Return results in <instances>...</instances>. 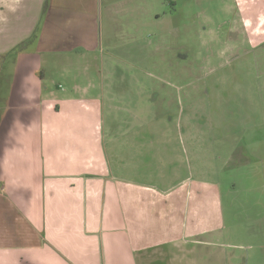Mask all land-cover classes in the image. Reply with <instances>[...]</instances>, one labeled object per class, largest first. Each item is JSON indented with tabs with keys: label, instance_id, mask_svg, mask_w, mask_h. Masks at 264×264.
I'll list each match as a JSON object with an SVG mask.
<instances>
[{
	"label": "rangeland",
	"instance_id": "obj_1",
	"mask_svg": "<svg viewBox=\"0 0 264 264\" xmlns=\"http://www.w3.org/2000/svg\"><path fill=\"white\" fill-rule=\"evenodd\" d=\"M95 2L93 55L50 53L44 86L104 95L111 132L156 147L192 263L264 264V0Z\"/></svg>",
	"mask_w": 264,
	"mask_h": 264
},
{
	"label": "crops",
	"instance_id": "obj_2",
	"mask_svg": "<svg viewBox=\"0 0 264 264\" xmlns=\"http://www.w3.org/2000/svg\"><path fill=\"white\" fill-rule=\"evenodd\" d=\"M95 4L0 0V264H196L156 147L111 132L104 95L44 86L50 53L95 51Z\"/></svg>",
	"mask_w": 264,
	"mask_h": 264
}]
</instances>
